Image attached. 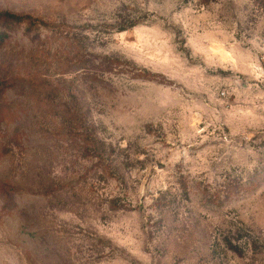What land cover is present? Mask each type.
I'll list each match as a JSON object with an SVG mask.
<instances>
[{"label":"rangeland","instance_id":"rangeland-1","mask_svg":"<svg viewBox=\"0 0 264 264\" xmlns=\"http://www.w3.org/2000/svg\"><path fill=\"white\" fill-rule=\"evenodd\" d=\"M0 264H264V0H0Z\"/></svg>","mask_w":264,"mask_h":264},{"label":"trees","instance_id":"trees-1","mask_svg":"<svg viewBox=\"0 0 264 264\" xmlns=\"http://www.w3.org/2000/svg\"><path fill=\"white\" fill-rule=\"evenodd\" d=\"M28 24L29 30H31L34 26L44 25L47 23L43 20H39L37 17L29 16V15H18L12 13L10 11H1L0 12V44L3 43L9 36V30L12 29L16 25L20 24Z\"/></svg>","mask_w":264,"mask_h":264}]
</instances>
